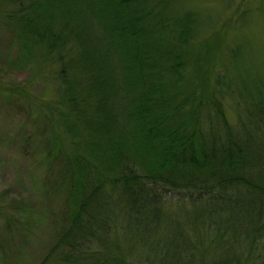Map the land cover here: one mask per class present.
<instances>
[{
	"label": "trees",
	"instance_id": "1",
	"mask_svg": "<svg viewBox=\"0 0 264 264\" xmlns=\"http://www.w3.org/2000/svg\"><path fill=\"white\" fill-rule=\"evenodd\" d=\"M179 1L0 0L20 51L31 59L39 48L59 69L47 159L71 189L47 260L60 252L57 264H264V77L239 83L257 118L243 134L223 104L226 95L238 101L235 60L227 48L231 67L205 89L203 37L213 24ZM171 204L191 209L192 223L179 221L180 242L165 249ZM121 214L133 242L117 236ZM134 244L148 250L144 263L131 257Z\"/></svg>",
	"mask_w": 264,
	"mask_h": 264
},
{
	"label": "rangeland",
	"instance_id": "2",
	"mask_svg": "<svg viewBox=\"0 0 264 264\" xmlns=\"http://www.w3.org/2000/svg\"><path fill=\"white\" fill-rule=\"evenodd\" d=\"M243 1L181 0L177 6L195 10L202 24H213L209 33L202 36L211 42L205 47V53L210 56L209 63H205L210 85L205 89H210L223 64L231 67L224 52L227 48L235 60L231 61L233 66L228 76L238 101L234 106L231 97L226 95L223 104L229 125H237L235 128L239 127L244 134L254 128L257 118L238 86L242 81L259 82L264 77V0ZM241 2L244 5H236ZM5 4L2 7L11 6ZM243 6L251 9V16L248 12L242 15ZM239 13L243 18L238 20ZM82 27L87 32L88 22ZM218 30L220 34L216 38L209 36ZM36 55L31 59L24 55L0 21V264H57L60 252L47 258L56 242L55 225L68 212L71 185L59 177V164L47 159L51 129L45 124L48 117L45 113L49 105L60 99L56 86L59 69L44 64L39 48ZM53 80L55 86H52ZM17 91L20 93H14ZM235 109L240 124H237ZM260 134L263 136H257L263 139L264 129ZM163 196L169 203H177L175 194ZM166 210L170 217L164 222L166 231L161 232L165 249L175 241L180 242L183 226L179 221H186V225L192 223L189 221L191 209L171 204ZM118 219L117 236L121 241L133 242L128 219L122 214ZM141 239L147 245L151 236L142 233ZM147 252L143 245L134 244L131 257L144 263Z\"/></svg>",
	"mask_w": 264,
	"mask_h": 264
}]
</instances>
